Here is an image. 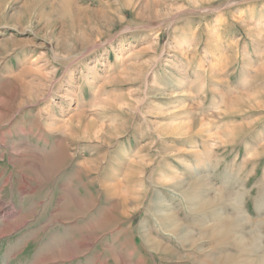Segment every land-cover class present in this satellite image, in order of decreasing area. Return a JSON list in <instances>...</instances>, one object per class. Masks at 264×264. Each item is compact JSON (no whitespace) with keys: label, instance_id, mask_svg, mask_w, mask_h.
<instances>
[{"label":"rangeland","instance_id":"rangeland-1","mask_svg":"<svg viewBox=\"0 0 264 264\" xmlns=\"http://www.w3.org/2000/svg\"><path fill=\"white\" fill-rule=\"evenodd\" d=\"M251 257L264 0H0V264Z\"/></svg>","mask_w":264,"mask_h":264},{"label":"bare ground","instance_id":"bare-ground-1","mask_svg":"<svg viewBox=\"0 0 264 264\" xmlns=\"http://www.w3.org/2000/svg\"><path fill=\"white\" fill-rule=\"evenodd\" d=\"M64 47V46H63ZM22 104H24V103H22ZM157 201V200H156ZM197 205V204H196ZM197 209V208H196ZM160 218H164V219H167V220H165V222H167L166 224L167 225H169L170 224V222H171V225H170V227L168 228L167 226H165V228H168L167 230H169V232L170 233H172L173 235H178V236H180V235H185L186 233H184V231H182L181 229L182 228H179L178 226H176L177 224H175V222L176 221H174L173 219H172V217H170L168 214H165V215H160L159 216ZM171 230V231H170ZM149 239V238H148ZM150 241V240H149ZM151 242V241H150ZM153 242V241H152ZM157 245V244H156ZM161 247V246H160ZM159 246H156L155 248L157 249H159V250H167V249H161ZM72 248V247H71ZM151 248H152V245H151ZM154 248V247H153ZM229 259H232V258H229L228 257V255H227V258L225 259V261L226 262H228V260ZM248 260H250V262H252L253 264H264V258H261V259H256L255 258V260L251 257V258H249ZM222 261H224V260H222ZM216 262H219V259H218V261H216ZM220 263V262H219ZM251 263V264H252Z\"/></svg>","mask_w":264,"mask_h":264}]
</instances>
